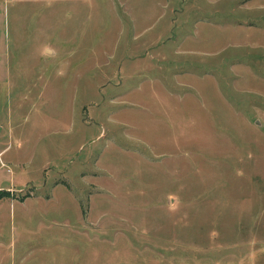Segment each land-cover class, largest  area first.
<instances>
[{"label": "rangeland", "instance_id": "1", "mask_svg": "<svg viewBox=\"0 0 264 264\" xmlns=\"http://www.w3.org/2000/svg\"><path fill=\"white\" fill-rule=\"evenodd\" d=\"M0 138V264H264V0H0Z\"/></svg>", "mask_w": 264, "mask_h": 264}, {"label": "crops", "instance_id": "2", "mask_svg": "<svg viewBox=\"0 0 264 264\" xmlns=\"http://www.w3.org/2000/svg\"><path fill=\"white\" fill-rule=\"evenodd\" d=\"M1 139V138H0ZM5 160H3V161H5V162H7V160H6V158H4ZM9 162V161H8ZM2 163V166L0 165V168H4V169H6L9 173H12L13 171H10L9 169H7L5 166L6 165H4V163L3 162H1ZM15 163V162H14ZM6 164V163H5ZM4 165V166H3ZM7 187H4V188H2V187H0V191H1V189H6Z\"/></svg>", "mask_w": 264, "mask_h": 264}, {"label": "trees", "instance_id": "3", "mask_svg": "<svg viewBox=\"0 0 264 264\" xmlns=\"http://www.w3.org/2000/svg\"><path fill=\"white\" fill-rule=\"evenodd\" d=\"M4 198V195H1V192H0V200Z\"/></svg>", "mask_w": 264, "mask_h": 264}]
</instances>
